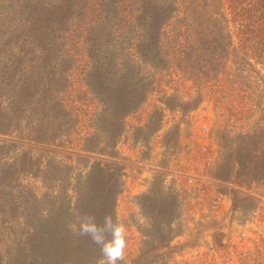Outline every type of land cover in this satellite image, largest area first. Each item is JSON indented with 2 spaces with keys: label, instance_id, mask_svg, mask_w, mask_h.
<instances>
[{
  "label": "trees",
  "instance_id": "16d2710c",
  "mask_svg": "<svg viewBox=\"0 0 264 264\" xmlns=\"http://www.w3.org/2000/svg\"><path fill=\"white\" fill-rule=\"evenodd\" d=\"M231 57L240 70L250 60L264 69V0H0V264H97L98 247L69 225L78 211L116 219L128 118L163 79L211 90ZM162 111L132 128V148L161 130ZM261 147L258 128L231 149ZM164 197L136 199L158 229L141 232L137 264L165 260L143 249L162 231L151 213L168 217Z\"/></svg>",
  "mask_w": 264,
  "mask_h": 264
},
{
  "label": "rangeland",
  "instance_id": "374dc122",
  "mask_svg": "<svg viewBox=\"0 0 264 264\" xmlns=\"http://www.w3.org/2000/svg\"><path fill=\"white\" fill-rule=\"evenodd\" d=\"M230 34L236 46L232 26ZM246 62L240 70L231 57L211 90L199 91L178 76L170 84L162 78L140 111L128 118L127 137L118 146L124 178L114 208L127 229L126 264L144 263L138 259L145 238L141 232L158 231L151 219L141 216L136 199L150 194L157 203L159 191L170 205L168 217L165 207L161 217L150 209L162 231L143 249L163 253L162 264H240L256 254L264 260V181L256 178L264 168V147L252 152L231 149L239 144L240 134L264 131L259 109H264V69L253 60ZM153 107L163 110L161 130L132 148V128L143 125ZM62 154L57 159L70 164ZM165 218L171 224L167 228Z\"/></svg>",
  "mask_w": 264,
  "mask_h": 264
},
{
  "label": "clouds",
  "instance_id": "9594fccd",
  "mask_svg": "<svg viewBox=\"0 0 264 264\" xmlns=\"http://www.w3.org/2000/svg\"><path fill=\"white\" fill-rule=\"evenodd\" d=\"M76 237H87L99 249L97 264H118L125 259L127 229L113 215L105 212L97 218L95 213L78 211L69 225Z\"/></svg>",
  "mask_w": 264,
  "mask_h": 264
}]
</instances>
